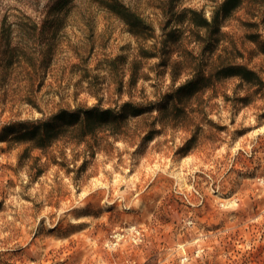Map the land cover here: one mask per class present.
<instances>
[{
    "label": "rangeland",
    "instance_id": "374dc122",
    "mask_svg": "<svg viewBox=\"0 0 264 264\" xmlns=\"http://www.w3.org/2000/svg\"><path fill=\"white\" fill-rule=\"evenodd\" d=\"M118 1L159 37L167 0ZM175 2L208 17L214 8ZM241 16L223 30L261 81L229 79L191 151L178 152L188 133L169 130L141 145L115 142L68 172L39 149L21 156L13 124L98 98L111 105L115 81L152 40L106 0H0V264H264V53L243 38ZM118 55L126 58L113 73ZM143 61L150 78L138 81L136 100L170 83L155 59Z\"/></svg>",
    "mask_w": 264,
    "mask_h": 264
},
{
    "label": "trees",
    "instance_id": "16d2710c",
    "mask_svg": "<svg viewBox=\"0 0 264 264\" xmlns=\"http://www.w3.org/2000/svg\"><path fill=\"white\" fill-rule=\"evenodd\" d=\"M175 1H166L160 34L156 37L152 25L118 0H106L110 11L131 28L142 31L152 44L148 47L140 42L137 53L127 62V79L115 81L117 98L111 105L104 106L98 98L92 105L61 108L44 118L15 122L11 141L24 145L21 156H28L30 149H39L48 163L65 166L68 172L73 171L71 167H77L81 159L76 170L82 171L88 156L108 149L115 142L141 145L169 130L188 133L178 148L179 153L187 154L196 143L203 116L212 106L209 100L219 94L228 96L225 83L229 79L248 84L261 81L253 69L237 61L234 43L228 40L229 33L223 28L242 11L238 20L243 38L264 53L261 34L264 0H209L214 3L209 17L203 9L179 11ZM1 41V47L8 48L10 34L5 33V29H2ZM125 58L121 55L112 58L111 72L117 73L119 60ZM144 59H155L151 68L156 73L167 74L170 83L154 99L136 100L132 92L137 89L138 81L150 78L144 70ZM208 91V97L204 98ZM124 95L129 98L122 100ZM55 145L58 149L53 152Z\"/></svg>",
    "mask_w": 264,
    "mask_h": 264
}]
</instances>
